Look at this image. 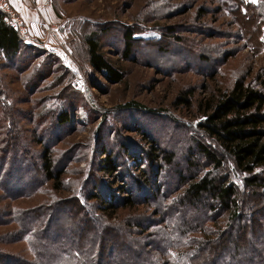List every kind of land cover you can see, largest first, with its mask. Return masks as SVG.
<instances>
[{
  "label": "rangeland",
  "instance_id": "1",
  "mask_svg": "<svg viewBox=\"0 0 264 264\" xmlns=\"http://www.w3.org/2000/svg\"><path fill=\"white\" fill-rule=\"evenodd\" d=\"M44 2L50 17L39 21L22 17L29 27L47 24L62 32L63 46L86 78L87 88L75 90L72 87L75 75L55 55L54 62L49 60V52L40 44L26 42L35 50L30 53L22 49L12 61L0 55V104L8 107L5 118L0 112V155L8 150L12 158L18 150L29 159L34 157L32 154L37 158L43 150L39 142L42 138L47 142L51 137L56 167L65 170L58 190L53 188V182H48L38 193L14 198L0 188V252L22 261H34V256L26 241L16 240L19 239L18 225L10 216L14 210L39 209L64 200L74 211L73 221L77 223L86 211L97 212L98 205L89 201L87 194L97 192V185H104L115 193L119 189L117 184L123 185L114 179L116 174L100 171L101 147L108 146L129 167L133 162L130 157H121L120 148L126 145L127 150L136 155L147 150L149 144L141 133L154 138L166 151H174L177 164L181 162L187 167L185 156L190 154L191 141L211 143L199 133L206 105H216L238 78L248 76V81H256L264 70V47L252 48L246 36L253 29L251 23L236 24L221 0ZM129 30L139 33L140 41L133 44L127 58L124 37ZM94 32L103 33L107 60L125 73L122 83H110L89 64L84 38ZM262 32L264 41V27ZM64 67L69 75L63 74ZM188 91L194 94L191 107L177 102ZM134 103L141 108L131 110L134 106L130 105ZM63 112L70 114L72 123L58 128L57 115ZM10 122L14 131L9 133L13 137L7 142L5 128H9ZM16 137L20 139L15 141ZM15 142L18 144L13 147ZM12 147L17 150H11ZM30 172V175L24 171L19 173L30 181V176L35 175L32 166ZM132 172L139 175L136 168ZM230 176L231 181L242 187L241 173L231 172ZM175 179L170 167L160 176L164 187ZM176 195L171 196V200L177 198ZM79 198L86 205L82 212L75 211L74 203ZM259 201L257 196L248 200L245 210H253ZM138 207L137 211H119L109 221L120 223L124 218L142 214L150 217L153 225L159 219L152 207ZM226 224L227 215L206 226L218 230ZM194 237L204 238L203 235Z\"/></svg>",
  "mask_w": 264,
  "mask_h": 264
},
{
  "label": "trees",
  "instance_id": "2",
  "mask_svg": "<svg viewBox=\"0 0 264 264\" xmlns=\"http://www.w3.org/2000/svg\"><path fill=\"white\" fill-rule=\"evenodd\" d=\"M221 2L236 24L251 23L253 29L246 35L248 42L252 48L262 49L264 0ZM137 34L131 30L125 34L124 56L127 58L133 44L140 41ZM101 35L103 33L94 32L84 38L89 64L110 83L120 84L126 75L107 60ZM22 49L30 53L35 50L4 23L0 11V55L12 61ZM53 56L49 52L48 59L52 62ZM63 72L69 75L65 67ZM193 96L188 91L177 102L191 107ZM130 106H134L130 109L135 111L141 108L135 103ZM7 109L5 104H0L4 118ZM203 114L199 133L211 143L207 145L193 138L190 154L185 156L187 167L181 162L177 164V154L161 148L148 134L141 133L149 144L147 150L141 151L143 155L133 154L126 145L121 146V157H130L133 162L129 167L103 145L100 171L116 174L114 179L123 185L117 184L116 193L97 185V192L87 194V199L96 202L98 211H86L78 223L73 221L74 211L64 200L39 209L14 210L10 216L18 225L19 239L16 240L30 245L34 261H22L0 252V264H264V70L256 81H248V76L238 78L216 105H206ZM71 123L69 113L57 115L58 128ZM5 129L8 142L12 140L9 133L14 131V126L10 122ZM18 139L16 137L15 141ZM52 141L51 137L47 142L41 139L39 145L43 150L37 158L34 154L31 157L35 158L30 159L20 155L13 148L18 142L10 148L17 150L12 158L8 150L1 154L2 191L18 198L38 193L48 182H53L55 190L61 188L59 183L65 170L56 167ZM32 161L35 162L30 164ZM31 166L35 175L27 181L19 172L30 175ZM167 167L176 179L164 187L160 176ZM135 168L139 175L132 172ZM231 172L243 175L242 187L231 181ZM176 193L177 198L171 200ZM255 196L260 201L247 212L245 206ZM140 205L153 208L159 218L153 225L150 217L142 214L124 218L120 223L109 221L117 212L137 211ZM74 206L78 212L86 208L82 198L76 200ZM102 215L106 219L103 220ZM225 215L227 224L223 229L206 226L209 222L217 223ZM197 235L204 238L194 237Z\"/></svg>",
  "mask_w": 264,
  "mask_h": 264
},
{
  "label": "built area",
  "instance_id": "3",
  "mask_svg": "<svg viewBox=\"0 0 264 264\" xmlns=\"http://www.w3.org/2000/svg\"><path fill=\"white\" fill-rule=\"evenodd\" d=\"M0 11L3 14L4 23L16 31L22 39L26 42L40 44L63 62L64 66L75 75L72 80V87L75 90H86V78L79 72L72 55L63 46L65 38L59 29L51 28L47 24L29 27L22 15L13 6L12 0H0Z\"/></svg>",
  "mask_w": 264,
  "mask_h": 264
},
{
  "label": "crops",
  "instance_id": "4",
  "mask_svg": "<svg viewBox=\"0 0 264 264\" xmlns=\"http://www.w3.org/2000/svg\"><path fill=\"white\" fill-rule=\"evenodd\" d=\"M12 4L27 21H39L51 15L44 0H12Z\"/></svg>",
  "mask_w": 264,
  "mask_h": 264
}]
</instances>
